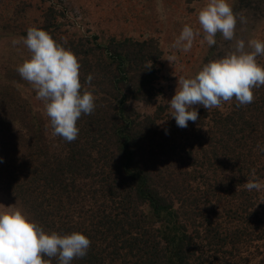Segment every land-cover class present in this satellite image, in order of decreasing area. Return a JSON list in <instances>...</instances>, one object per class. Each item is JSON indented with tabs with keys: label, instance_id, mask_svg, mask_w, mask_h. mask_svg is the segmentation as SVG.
<instances>
[{
	"label": "trees",
	"instance_id": "trees-1",
	"mask_svg": "<svg viewBox=\"0 0 264 264\" xmlns=\"http://www.w3.org/2000/svg\"><path fill=\"white\" fill-rule=\"evenodd\" d=\"M147 44L125 40L66 47L76 57L83 55L78 60L83 66L80 80L96 104L91 115L82 114L77 121L79 135L71 143L51 136L43 108L29 107L21 90L18 94L9 86L1 88L0 153L12 151L18 157L7 181L37 221L46 217L38 224L46 232H79L91 240L87 256L71 264H196L191 259L197 253L206 264L205 253L219 254L225 248L226 264H249L246 250L235 246L248 236L254 217L264 236V203L258 198L264 188L244 187L251 179L264 182V111L252 107L224 113L221 119L202 107L198 120L188 122L187 128L173 119V126L161 128L157 116L165 108L158 104L155 131L149 124L137 131L138 116L130 101L152 98L159 71ZM236 130L242 134L239 139L233 137ZM144 139H151L147 153L139 149ZM178 145L186 167L194 170L167 175L170 151ZM150 151L152 168L146 166L151 159L146 164L140 160ZM178 195L195 204L193 224L194 212L175 206ZM92 199L97 201L85 203ZM223 217L230 220L224 229ZM203 242L207 245L201 248ZM52 264L58 261L53 258Z\"/></svg>",
	"mask_w": 264,
	"mask_h": 264
},
{
	"label": "rangeland",
	"instance_id": "rangeland-1",
	"mask_svg": "<svg viewBox=\"0 0 264 264\" xmlns=\"http://www.w3.org/2000/svg\"><path fill=\"white\" fill-rule=\"evenodd\" d=\"M207 2L208 0H0V81L5 79L0 89L9 86L11 90L13 88V91L18 94L21 90L22 98L29 107L37 110L43 108L42 103L36 100V93L31 85L27 81L18 78V72L16 71L17 66L24 59L30 58V53L23 45L13 46L12 41L15 38L26 36L29 27L46 31L58 44L65 48L70 46L71 43L81 47L88 42L101 46H106L111 42L116 44L125 40L139 43L148 42L146 49L151 55H154V62H156L159 69L154 76L156 77L153 84L155 91H153V96L150 99L137 100L132 98L130 107L138 116L137 131L142 128V124L151 125L155 131V109L158 104H161L165 110L157 116V119H160L157 121H160L161 128L165 126L169 128L171 125L173 126V124L169 126L171 120L175 121L171 117L169 101L175 95L178 78L181 76L185 78L194 77L203 65L221 58L230 50L233 44L232 41H224L220 34H217V44L214 46L201 42L203 33L198 23V13ZM227 2L237 16V38L244 39L246 42L250 39L264 41V0H227ZM185 25L201 31V35L196 37L193 47L188 52L173 47ZM77 57L79 61H83V55L80 54ZM169 57H175V60L170 62L168 61ZM257 62L264 65V56H258ZM7 73L13 75V78L7 79ZM253 92V103L237 107L235 98H233L231 102L223 103L222 107L213 108L212 116L217 115L223 119L224 113L227 114L231 111L242 113L252 107H256L258 111L263 112L264 86L253 89ZM202 107L201 105L194 106L198 112ZM163 125L165 126L163 127ZM241 135L239 130H236L233 137L239 139ZM140 137L143 136L140 134ZM150 140H143L139 145L140 152L144 150L146 153L148 152L149 145H151ZM170 153L172 159L168 160V165H172L165 170L167 175H177L181 172L185 174L194 170L195 166L190 167L193 162L190 163L189 169L186 167L187 164L184 163V158L181 156V154H184L182 145L173 148ZM0 157V204L6 207L16 204L32 222L37 225L41 224L46 217L40 222L37 221L36 215L28 211L24 199L17 200V196L13 193L15 186L11 187L7 181L13 166L12 163L18 157L12 151H7L4 155L2 152ZM143 157H140V160L144 164L148 159H151V162L146 166L152 168L153 162H155L153 152L150 151ZM90 180L87 183H90ZM261 192L262 194L258 195V198L261 201L263 200L262 203H264V189ZM174 199L178 202L175 203L177 208L187 207L191 211V215L193 214L195 211L194 203H191L190 200L185 202L181 195L176 196ZM239 199L244 200L242 197H239ZM95 201L97 199L85 201V203ZM252 202H254L253 199L250 203ZM109 207H106L107 212L110 211ZM249 213H252L251 210H249ZM253 217V215L250 216L251 219ZM194 221L195 212L192 217V224ZM228 221L230 222L225 217L221 220L223 229ZM252 223L253 226L249 227L251 230H247L248 236L244 237L243 242L245 245V241H247L248 246L245 247L242 243L241 245L236 244L235 248H240L239 251L246 250L245 254L249 256V264H264V241L260 240L264 237L262 228L260 223L255 224V217ZM193 229L195 228L193 227L191 231ZM201 230L204 229L201 228ZM223 234H225L224 230H222ZM227 244L223 242L224 246ZM204 245L207 244L203 242L201 248ZM227 251L229 252L225 248L224 252H221L222 254H215L216 252L205 253L204 255L208 257L206 258V264H226L229 262ZM191 260L196 264H201V261H204L203 254L197 253ZM240 264L246 263L240 262Z\"/></svg>",
	"mask_w": 264,
	"mask_h": 264
},
{
	"label": "clouds",
	"instance_id": "clouds-1",
	"mask_svg": "<svg viewBox=\"0 0 264 264\" xmlns=\"http://www.w3.org/2000/svg\"><path fill=\"white\" fill-rule=\"evenodd\" d=\"M198 23L203 33L202 43L214 46L220 34L224 41L233 44L221 58L203 65L194 77L178 78L169 107L171 117L180 128H187L189 121L198 120L195 105L210 110L235 98L237 107L246 106L254 102L253 89L264 86V65L257 62L258 56H264V41L246 42L237 38V16L227 0H208L198 13ZM199 35L201 31L185 25L173 47L188 52ZM12 44L23 45L30 53V58L24 59L16 71L42 103L51 136L69 143L75 141L80 131L77 121L82 114L91 115L96 107L94 95L81 83L78 58L36 27H29L26 36L13 39ZM173 60L175 57L168 59ZM92 80L89 74V86ZM252 175L255 177L254 170ZM244 187L259 191L264 188V182L251 179ZM90 247L91 240L82 233H48L16 204L7 207L0 204V264H52L53 258L58 264H71L74 259L86 257Z\"/></svg>",
	"mask_w": 264,
	"mask_h": 264
}]
</instances>
